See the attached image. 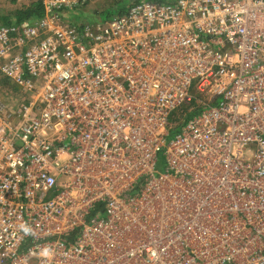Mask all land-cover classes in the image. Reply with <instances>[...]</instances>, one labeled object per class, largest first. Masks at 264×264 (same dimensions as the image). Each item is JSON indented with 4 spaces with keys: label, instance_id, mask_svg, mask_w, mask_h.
Listing matches in <instances>:
<instances>
[{
    "label": "built area",
    "instance_id": "built-area-1",
    "mask_svg": "<svg viewBox=\"0 0 264 264\" xmlns=\"http://www.w3.org/2000/svg\"><path fill=\"white\" fill-rule=\"evenodd\" d=\"M41 1L0 24V264H264V0Z\"/></svg>",
    "mask_w": 264,
    "mask_h": 264
},
{
    "label": "rangeland",
    "instance_id": "rangeland-1",
    "mask_svg": "<svg viewBox=\"0 0 264 264\" xmlns=\"http://www.w3.org/2000/svg\"><path fill=\"white\" fill-rule=\"evenodd\" d=\"M39 0H0V24L15 23V12L28 7L31 3ZM116 2V0L104 1L101 5L88 4L82 10H80L76 17H70L65 20L73 25H82L84 23L96 24L102 23L106 19H110L107 15V11ZM106 11V12H105ZM26 96L19 87L11 84L6 78L0 74V103L8 109H14L15 106ZM165 156L163 152H159L157 155L155 169L157 172H164ZM98 211V210H96ZM95 212V211H94Z\"/></svg>",
    "mask_w": 264,
    "mask_h": 264
},
{
    "label": "trees",
    "instance_id": "trees-1",
    "mask_svg": "<svg viewBox=\"0 0 264 264\" xmlns=\"http://www.w3.org/2000/svg\"><path fill=\"white\" fill-rule=\"evenodd\" d=\"M163 1V0H161ZM171 1V0H170ZM125 4H123V1H116L112 7L109 8V10L107 11V15L111 18L113 17L114 15H116L117 13L118 14H122L123 12H125L127 9H128V6H124ZM75 10H79V9H75ZM75 10H72V11H65L63 13V17L64 15L66 14H70L72 13L73 11ZM106 12V11H105ZM41 15H43V7H42V1L39 0L37 2H33L31 3L28 7H25L21 10H18L15 12V16H16V21L15 23L11 24L9 22L7 23H4V21L2 22V24L4 25H14V24H19L21 23L22 21L24 20H27V19H31V18H38L40 17ZM67 15V16H68ZM67 16L65 18H67ZM72 24V23H71ZM193 104V103H192ZM194 105V104H193ZM187 108L184 109L187 110ZM173 121V119H171ZM173 133V131H172Z\"/></svg>",
    "mask_w": 264,
    "mask_h": 264
},
{
    "label": "crops",
    "instance_id": "crops-1",
    "mask_svg": "<svg viewBox=\"0 0 264 264\" xmlns=\"http://www.w3.org/2000/svg\"><path fill=\"white\" fill-rule=\"evenodd\" d=\"M80 10H76V11H73L72 13H70L69 15L68 14H66V15H64V19L65 20H68V19H70V17H76V16H74V15H77V13L79 12ZM68 15V16H67ZM67 16V18H65Z\"/></svg>",
    "mask_w": 264,
    "mask_h": 264
}]
</instances>
